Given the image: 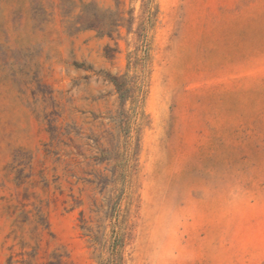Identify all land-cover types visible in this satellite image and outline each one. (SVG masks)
Returning <instances> with one entry per match:
<instances>
[{
	"label": "rangeland",
	"instance_id": "rangeland-1",
	"mask_svg": "<svg viewBox=\"0 0 264 264\" xmlns=\"http://www.w3.org/2000/svg\"><path fill=\"white\" fill-rule=\"evenodd\" d=\"M0 264H264V0H0Z\"/></svg>",
	"mask_w": 264,
	"mask_h": 264
}]
</instances>
